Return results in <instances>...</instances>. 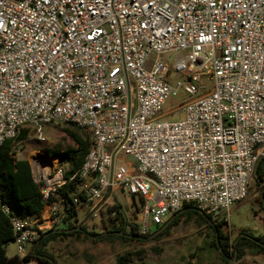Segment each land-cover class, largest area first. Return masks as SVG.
Listing matches in <instances>:
<instances>
[{
    "label": "built area",
    "instance_id": "2783aa9c",
    "mask_svg": "<svg viewBox=\"0 0 264 264\" xmlns=\"http://www.w3.org/2000/svg\"><path fill=\"white\" fill-rule=\"evenodd\" d=\"M180 91L191 99L163 114ZM59 123L92 145L70 178L34 159L46 216L4 207L24 264H38L28 246L81 207L121 204L118 192L139 202L141 235L187 204L227 224L264 160V0H0V150ZM70 183L78 197L49 203Z\"/></svg>",
    "mask_w": 264,
    "mask_h": 264
},
{
    "label": "rangeland",
    "instance_id": "374dc122",
    "mask_svg": "<svg viewBox=\"0 0 264 264\" xmlns=\"http://www.w3.org/2000/svg\"><path fill=\"white\" fill-rule=\"evenodd\" d=\"M175 58L176 56L173 55L167 63H174ZM181 80L182 78L177 77L170 82L173 87H176L177 82ZM201 84L207 88L204 93L211 89L212 83L208 78H203ZM178 96L171 97L166 102L163 114H169L178 109L182 103L191 99L182 97L181 91ZM183 117V112H180L179 115H169L168 119L179 121ZM26 129L29 130L28 138L17 145L14 157L29 161L35 179H37V170L33 166L34 159H52L54 165L63 163L67 165L66 169H68L67 161L70 159V154L79 149L77 141H85L87 138L92 140L89 131L79 130L65 123L42 127L30 126ZM126 159L129 160V158ZM260 190V187L252 179L247 198L231 209L229 222L224 224L221 220L220 230L229 237L230 244L241 236L264 237V212L260 208ZM115 196L123 206L122 209L131 223L138 224L137 213L140 210H137V207H139V202L134 203L133 199H130V206H128L126 195L118 192ZM112 203L111 200L110 204H105L95 214L91 210L93 204L79 208L76 218L72 219V225L84 224L89 231L104 232L107 223H109L108 217H110L111 209L109 207L114 206ZM170 218L165 217V220L168 222ZM105 220L107 222L104 225ZM194 220H197L196 215L191 220H187L186 217L182 218L177 227H173L166 236L154 241L150 238L147 241L118 240L114 243H100L84 237H59L52 240L44 250L53 257L56 264H116L117 257L125 253L134 255L131 258V264H264V255L252 251H247L239 261L236 256L230 260L222 259L213 242L214 231L207 225H203L207 223L200 226ZM142 227L139 225V228ZM58 228L60 229L61 226ZM147 229L149 235H153L159 228L148 222ZM33 246H28L27 250L32 252ZM6 251L9 258L18 255L16 242H9ZM228 251L232 252L231 247L228 248ZM137 253H142V255L138 257Z\"/></svg>",
    "mask_w": 264,
    "mask_h": 264
},
{
    "label": "trees",
    "instance_id": "16d2710c",
    "mask_svg": "<svg viewBox=\"0 0 264 264\" xmlns=\"http://www.w3.org/2000/svg\"><path fill=\"white\" fill-rule=\"evenodd\" d=\"M68 125L79 129L75 125ZM28 133V129H23L16 138L6 141L0 150V264H23V261L17 255L11 258L7 256L6 246L9 242L15 241V235L10 218L6 214L4 207H8L13 214L26 219L40 218L46 206L40 185L35 181L29 161L19 160L14 157L17 145L27 140ZM77 143L79 149L71 153L70 159L67 161L69 168L65 175L66 178L72 177L83 165L91 149L92 140L87 138L85 141L78 140ZM253 179L261 189L260 208L264 212V160L259 162ZM75 189V183L66 185L52 197L49 203L53 204L62 199L65 202H72L74 197H78ZM110 208V217H108L109 220L107 219L109 223H107L104 232L89 231L84 224L73 226L71 222L75 217L73 218L74 214H70L60 229L55 228L49 231L34 244L32 252L25 260L36 259L38 264H56L53 257L48 255L44 249L52 240L59 237H84L100 243H114L118 240L147 241L161 230L159 234L152 238L153 241L158 240L166 236L173 227H177L181 223L182 218L186 217L187 220H191L195 215L197 216V220H194L195 223L200 226L203 223H207L206 225L214 231L213 242L222 259L230 260L236 255L237 261H239L245 256L247 251L264 255V237L248 238L241 236L230 244L229 237L225 236L220 230V222H214L211 216L199 211L193 204L185 205L180 212L169 219V223L167 222L153 235H141L139 233V225L131 223L121 204H116ZM107 220H105L104 225ZM229 247L232 249L231 253L228 251ZM141 255L142 253L136 254L138 257ZM132 256H134L132 253H125L117 257L116 264H131Z\"/></svg>",
    "mask_w": 264,
    "mask_h": 264
},
{
    "label": "crops",
    "instance_id": "0c3cea01",
    "mask_svg": "<svg viewBox=\"0 0 264 264\" xmlns=\"http://www.w3.org/2000/svg\"><path fill=\"white\" fill-rule=\"evenodd\" d=\"M42 215L43 216H46L47 215V207H45L44 208V211L42 212ZM215 222V221H214ZM206 225V224H205ZM208 226V225H207ZM208 228H209V226H208Z\"/></svg>",
    "mask_w": 264,
    "mask_h": 264
},
{
    "label": "water",
    "instance_id": "95a60500",
    "mask_svg": "<svg viewBox=\"0 0 264 264\" xmlns=\"http://www.w3.org/2000/svg\"><path fill=\"white\" fill-rule=\"evenodd\" d=\"M169 223V222H168ZM161 232V230L160 231H158L154 236H152V237H150L151 239L153 238V237H155L157 234H159ZM236 256V255H235Z\"/></svg>",
    "mask_w": 264,
    "mask_h": 264
},
{
    "label": "clouds",
    "instance_id": "9594fccd",
    "mask_svg": "<svg viewBox=\"0 0 264 264\" xmlns=\"http://www.w3.org/2000/svg\"><path fill=\"white\" fill-rule=\"evenodd\" d=\"M214 221V220H213ZM167 223V222H166ZM160 228V227H159Z\"/></svg>",
    "mask_w": 264,
    "mask_h": 264
},
{
    "label": "flooded vegetation",
    "instance_id": "af4514ba",
    "mask_svg": "<svg viewBox=\"0 0 264 264\" xmlns=\"http://www.w3.org/2000/svg\"><path fill=\"white\" fill-rule=\"evenodd\" d=\"M161 228V227H160Z\"/></svg>",
    "mask_w": 264,
    "mask_h": 264
}]
</instances>
